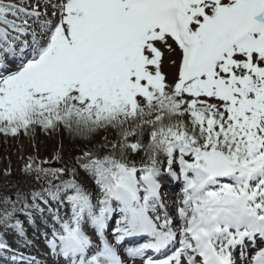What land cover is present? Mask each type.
I'll list each match as a JSON object with an SVG mask.
<instances>
[{
	"label": "snow or ice",
	"instance_id": "snow-or-ice-1",
	"mask_svg": "<svg viewBox=\"0 0 264 264\" xmlns=\"http://www.w3.org/2000/svg\"><path fill=\"white\" fill-rule=\"evenodd\" d=\"M61 127L116 140L76 159L87 176L26 168L59 180L19 209L55 264H237L248 246L264 264V0H0V134ZM17 211L0 254L40 264L8 242L32 243Z\"/></svg>",
	"mask_w": 264,
	"mask_h": 264
},
{
	"label": "bare ground",
	"instance_id": "bare-ground-1",
	"mask_svg": "<svg viewBox=\"0 0 264 264\" xmlns=\"http://www.w3.org/2000/svg\"><path fill=\"white\" fill-rule=\"evenodd\" d=\"M33 3H35V0H32ZM49 12H51V9H49ZM18 146H22L24 155L19 159L15 160L14 156L10 152H16V148ZM62 151V150H61ZM74 152V151H73ZM71 152V150L60 152L57 154V158H70L75 156V153ZM10 153V154H9ZM29 149L27 146V143L23 140L15 141L12 144L11 151L6 147V144L3 142L0 144V213H3L5 209L11 210L13 206H15L16 209H21L24 204L31 205L32 203V194L34 192H41L43 189L47 187V183L49 180H51V177H45L43 173H40L39 178H37V173L35 171H27L26 168L28 165H31L33 169L35 168H41V161H39L40 153L38 149H36L35 152H33L32 156H29ZM8 156V158L6 157ZM51 159L49 160V162ZM6 162L9 164L6 165ZM81 176H87L88 174L85 173L84 169H81L78 171ZM164 189H166V192H169L171 194H165L164 198L166 200L165 207L169 210V215H173L172 210L170 208L175 209V207H178L179 198L178 195H182V186L174 190L176 184H182V182H178L175 180H172L171 178H165L163 181ZM88 187L95 189L94 181L91 179V177H88ZM173 192V193H172ZM177 197V198H175ZM169 199H171L169 201ZM39 202V201H37ZM168 204V207H167ZM41 207H45L43 204H41ZM55 207V206H53ZM17 211V212H18ZM29 211H34V209H29ZM24 212V211H22ZM64 210H61V215H63ZM16 216V215H15ZM174 216V215H173ZM19 219L23 226L27 225V220L23 218L22 216L16 217ZM39 224H42L44 226V223L42 220L39 221ZM41 226V225H40ZM2 228H0L1 230ZM50 233L51 230L47 231ZM36 244L35 245H29L28 247L22 249L21 252L25 253L26 255H38L41 257L40 260H36L40 262V264H49L54 263V258L50 255L49 249L47 247H44L45 237L42 234L41 231L36 232ZM264 245H257V248ZM176 247H179L177 244ZM175 251V247L168 249L167 251L161 252L160 257L156 259H164L167 258V256L172 255V253ZM245 256L241 257L238 255L239 253H234V256H237L240 258V262L245 264L248 262L250 264L252 256L255 254V250L253 247L248 246L244 249ZM44 254H47V256H43ZM157 254V255H159ZM129 264H133V262L129 261ZM135 264H141L139 260L135 261Z\"/></svg>",
	"mask_w": 264,
	"mask_h": 264
},
{
	"label": "rangeland",
	"instance_id": "rangeland-1",
	"mask_svg": "<svg viewBox=\"0 0 264 264\" xmlns=\"http://www.w3.org/2000/svg\"><path fill=\"white\" fill-rule=\"evenodd\" d=\"M164 70L166 72L169 73V80L171 81L172 79V73L174 72V68L170 67L169 63L166 62L165 63V68ZM20 141L23 140L27 143L28 149L30 151L29 156H32L30 154H32L33 152L36 151V149H38L39 151V161H41V168L44 169H52L53 166H59L61 168H72V167H76L77 170H81L82 168H80L76 163V159L81 157L83 155L84 152L86 151H90V150H97L99 148H104L105 150H111L112 148V143L110 140L108 139H100L99 137H97L96 135H93L90 138H82L79 136H74L72 139L65 137L62 129H58L56 132L54 133H48V132H44L43 130H41L40 128H36L34 132L29 133V134H24L23 132L19 133L16 136H11V135H4V134H0V144H2L3 142L6 144V147L11 151L12 148V144L15 141ZM62 150V151H61ZM71 150V152L75 153V156L67 158H57V154H59L60 152H64V151H68ZM15 160H19L23 155V149L22 146H18L16 148V152H10ZM9 153V154H10ZM8 158V156H6ZM51 159V161L49 162V160ZM9 164L8 162H6V165ZM51 177V176H50ZM64 179H69L71 178L68 175H65L63 177ZM51 181L53 184H57L59 183V180H56L55 178L51 177ZM50 185L49 183H47V187L48 188ZM182 186V184H176L175 188H173L174 190L179 189ZM166 189H164V191L162 190V197L164 200V203H166V200L164 198L165 194H171L169 192L165 191ZM173 193V192H172ZM177 198V197H175ZM179 198V204L178 207L180 206V202L182 200V195H178ZM171 199H169L170 201ZM168 207V204H167ZM172 210L173 215L175 214V209L173 210V208H170ZM168 213L169 210L167 209ZM33 213V217L36 220V225H31L27 222V225L24 226L25 227V231L27 233V239L32 241L31 245H35L36 244V232H37V227H39L42 231H49L51 230L50 228L45 229L44 226H40L42 224H39L40 222V216L39 213H37L35 210L32 211ZM16 217L18 216H22L23 218H25L27 221V217L25 215V212L22 211H18L16 212ZM44 220H46L48 223H52L51 219L48 217L47 212H45V217ZM0 231H3V229H1ZM8 242L9 244L13 247V248H18V250L21 252L22 249L26 248V247H20L19 244L13 239V236L11 234L8 235ZM50 238V237H49ZM44 247L42 246V248L47 247L46 241L44 242ZM48 249V247H47ZM50 253V252H49ZM25 254V253H24ZM26 255V254H25ZM27 256V255H26ZM30 256H34V255H30ZM44 257L47 256V254L43 255ZM9 260V257L6 255H2L0 254V264H6V261ZM49 264H54V263H50L47 262Z\"/></svg>",
	"mask_w": 264,
	"mask_h": 264
},
{
	"label": "trees",
	"instance_id": "trees-1",
	"mask_svg": "<svg viewBox=\"0 0 264 264\" xmlns=\"http://www.w3.org/2000/svg\"><path fill=\"white\" fill-rule=\"evenodd\" d=\"M65 137H68L70 139H72L74 137V135H71L68 131L64 130L62 127H61ZM97 137H99L100 139H108L110 140L111 142L115 141L116 140V133L112 130H108V131H102V132H99L97 134H95ZM96 154H99V155H104V154H107L110 150H105L104 148H99L97 150H90ZM132 159H136L137 162H139V159L140 157L139 156H132L131 157ZM54 168H61L59 166H53L52 169Z\"/></svg>",
	"mask_w": 264,
	"mask_h": 264
}]
</instances>
